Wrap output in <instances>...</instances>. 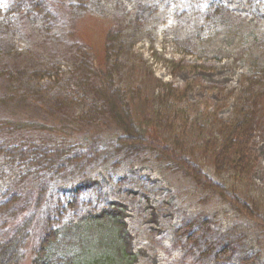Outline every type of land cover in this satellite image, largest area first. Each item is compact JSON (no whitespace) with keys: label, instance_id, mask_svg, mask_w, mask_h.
<instances>
[{"label":"rangeland","instance_id":"rangeland-1","mask_svg":"<svg viewBox=\"0 0 264 264\" xmlns=\"http://www.w3.org/2000/svg\"><path fill=\"white\" fill-rule=\"evenodd\" d=\"M8 4L0 0L1 13ZM217 5L232 18L211 16ZM55 17L44 27L36 17L23 16L14 41L21 55L12 60L15 67L32 73V82L27 81L38 94L13 92L9 101L0 102V119L22 127L6 141L63 148L68 160L61 173L53 174L0 155V202L11 191L20 195L18 209L35 205L37 189L49 177L39 221L59 203L66 208L54 215L59 241L52 259L71 257L84 264H264V231L220 195L198 189L190 174L162 156L172 154L162 144L183 149L205 176L229 189L236 187L264 216V127L251 145L255 161L248 177L237 178L230 171L217 174L205 150L218 137L214 120L233 118L243 80L264 70V0H88L84 10L66 9ZM109 30L122 32L116 83L126 91L134 119L155 127L149 126L147 137L160 147L158 152L149 144L126 152L112 145L121 136L113 126L79 124L77 117L87 108L75 92L76 105L63 112L32 103L40 96L51 101L75 90L84 75L75 64L76 45L88 50L96 66H103ZM3 80L0 99L9 94ZM94 130H100L102 139L98 154L92 155L83 148ZM74 195L76 204L67 206ZM13 217L0 216V233L21 219ZM42 229L39 223V233ZM207 244L213 246L209 251ZM225 248L230 255L216 257Z\"/></svg>","mask_w":264,"mask_h":264},{"label":"trees","instance_id":"trees-1","mask_svg":"<svg viewBox=\"0 0 264 264\" xmlns=\"http://www.w3.org/2000/svg\"><path fill=\"white\" fill-rule=\"evenodd\" d=\"M87 1L9 0L6 9L2 13L0 12V78L4 79L3 82L7 85L6 91L9 94L6 97L3 96L0 102L6 99L9 101L13 92L21 91L23 95L32 93V96L38 94L36 89L32 92V85H29L27 81L30 79L32 82V73L30 74L26 68L15 67L12 60L16 55L17 59L21 55L15 50L14 41L20 31L23 16L36 17L40 21V25L45 27L46 24H51L56 19L55 15H63L66 9L84 10ZM67 2H69L68 5ZM209 13L213 17L224 20L232 18L221 5L214 6ZM121 35L120 30L108 31L103 66H96L92 57L88 55V50L83 49L82 45H76L75 64L84 75L75 82L73 86L75 90L70 94L55 96L51 98V101H46L40 96L38 101L33 100L32 103L49 104L54 112H63L66 108L76 105L77 102L72 97L76 93L79 97L77 101L85 104L87 108L86 111L78 115L79 124L89 127L96 126L99 122H105V125L113 126V129L119 131L121 136L115 137L112 145L114 147L121 145V149L126 152L137 151L146 144L158 152L160 147H157L155 142L151 143L147 137L149 126L153 130L155 127L150 125L148 120L136 121L134 119L129 106L130 102L126 98V91L116 83L115 78L121 67L123 48ZM167 86L170 88V85ZM233 114V118L229 121L214 120L218 137L213 143H207L205 150L209 153L208 160L211 162L214 172L220 174L230 171L237 178H243L248 177L253 169L255 158L251 151V145L255 134L264 127V70L243 80L242 89L234 104ZM48 127L54 128L50 125ZM20 128L22 127L17 122L0 119V155L10 160H18L21 164L40 165L44 172L51 170L53 174L61 173V169H65L64 163L68 160L66 157L68 152L63 148L32 146V143L24 147L5 140L7 135L10 136V132ZM95 129L97 128L95 127ZM99 132L100 130L92 131L90 141L83 148L92 155L98 154V148H100L102 136ZM162 146L164 150L172 151V154L162 155L164 159L174 168L181 169L187 176L190 174L189 177L196 183L198 189L206 193L210 191L220 195L222 201L224 200L241 216L253 221L258 228L264 231V216L255 205L240 196L236 187L229 189L205 176L201 167L183 149L172 146L170 148L165 144ZM76 166L80 165L76 164ZM48 183L49 177L41 183L40 188V185L38 186L39 189L36 188L35 205H28L27 210L24 209L25 207L17 208L19 194L11 191L5 193L4 199L0 202V216H12L13 219V216H16L17 220L21 219L15 222L10 231L0 233V264H84L83 261L71 257L52 259V248L59 241V230L54 228V215L56 211L66 208H63V205L59 203L55 205L52 212L48 210V214L45 213L44 220L39 221L37 211L41 206V198L44 197ZM77 200V195H74L69 201L67 199L66 205L73 207ZM24 211L26 212L23 213ZM39 223H42L43 226L40 233L38 231ZM212 247L207 244L206 251ZM229 255L227 248L216 253V257L220 259H225Z\"/></svg>","mask_w":264,"mask_h":264}]
</instances>
